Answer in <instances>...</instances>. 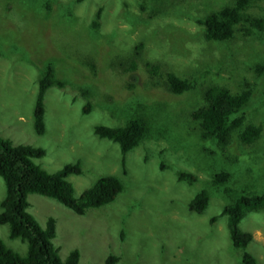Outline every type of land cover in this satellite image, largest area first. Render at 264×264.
<instances>
[{
    "label": "rangeland",
    "instance_id": "obj_1",
    "mask_svg": "<svg viewBox=\"0 0 264 264\" xmlns=\"http://www.w3.org/2000/svg\"><path fill=\"white\" fill-rule=\"evenodd\" d=\"M234 1L0 0V136L43 148L33 161L49 172L79 161L82 173L67 177L77 198L102 175H118L124 184L115 200L82 215L28 194V211L42 228L48 217L55 219L52 242L61 259L77 249L80 264H104L110 254L119 257L116 264L238 262L220 211L242 191L264 190V73L255 68L264 58V31L245 36L239 30L220 42L205 39L197 22ZM249 4L246 14L260 16L264 1ZM48 60L65 84L45 92L46 130L38 135L32 113ZM167 72L194 78L195 88L173 94ZM209 85L252 89L245 116L262 126L259 139L243 144L234 135L218 148L201 137L190 112L203 104ZM136 113L150 121L151 132L124 155L93 133L96 124L122 125ZM177 170L197 180L178 181ZM220 170L231 175L223 185L213 182ZM200 189L208 191L209 203L197 214L187 204ZM4 193L0 177V201ZM239 227L252 233L248 250L264 264V209L248 212ZM0 240L25 254L26 243L9 238L6 224H0Z\"/></svg>",
    "mask_w": 264,
    "mask_h": 264
},
{
    "label": "trees",
    "instance_id": "obj_2",
    "mask_svg": "<svg viewBox=\"0 0 264 264\" xmlns=\"http://www.w3.org/2000/svg\"><path fill=\"white\" fill-rule=\"evenodd\" d=\"M249 2L250 0H235L233 4L197 19L203 25L205 39L225 42L239 30L245 36L255 30L264 31V7L260 16H249L245 12ZM99 17L100 8L90 23L91 30L94 31L99 25ZM54 67L53 60L45 61L37 79L38 89L32 117L33 129L38 135H43L46 130L43 103L45 92L50 87L60 88L65 84L56 76ZM152 68L156 71L159 67L155 65ZM255 68L257 73H264V58ZM165 85L173 94H182L194 89L196 80L167 72ZM251 92L249 87L233 92L222 85L207 86L202 94L203 104L190 112L191 118L199 127L201 137L218 148L228 145L234 135L243 144H252L259 139L262 126L246 121L245 116V109L251 103ZM89 108L90 104L86 103L82 112H88ZM150 132L151 123L142 113L131 115L122 125L96 124L93 128V133L98 138L116 143L122 155L138 146ZM44 154L45 150L41 147L14 144L10 139L0 136V177L5 187L0 201V224L7 225L9 238L19 239L27 245L25 254L20 255L0 240V264H80L77 249L69 251L64 259L59 257L52 242L55 236V219L48 217L42 228L28 211V194L36 193L52 198L82 215L88 208L112 202L124 189L123 181L118 175H102L77 198L67 177L82 173L80 162L66 163L60 169L49 172L33 161V158H40ZM230 176L229 171L220 170L214 174L213 182L218 185L226 184ZM176 178L188 184L197 180L195 174L186 170H177ZM208 203V191L200 189L187 205L191 211L201 214ZM260 209H264V190L242 191L220 211V215L226 217L230 242L234 249L240 251L241 256L236 264H256L254 255L248 250L253 240L252 233L242 230L239 222L248 212ZM118 260V256L110 254L104 264H116Z\"/></svg>",
    "mask_w": 264,
    "mask_h": 264
}]
</instances>
